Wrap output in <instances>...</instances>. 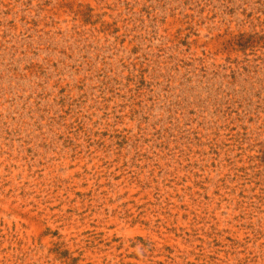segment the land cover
Masks as SVG:
<instances>
[{"label":"rangeland","instance_id":"rangeland-1","mask_svg":"<svg viewBox=\"0 0 264 264\" xmlns=\"http://www.w3.org/2000/svg\"><path fill=\"white\" fill-rule=\"evenodd\" d=\"M0 264H264V0H0Z\"/></svg>","mask_w":264,"mask_h":264}]
</instances>
